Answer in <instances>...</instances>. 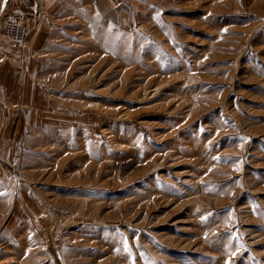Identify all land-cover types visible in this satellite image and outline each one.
Returning a JSON list of instances; mask_svg holds the SVG:
<instances>
[{
	"label": "rangeland",
	"instance_id": "1",
	"mask_svg": "<svg viewBox=\"0 0 264 264\" xmlns=\"http://www.w3.org/2000/svg\"><path fill=\"white\" fill-rule=\"evenodd\" d=\"M50 3L0 36V264H264V0Z\"/></svg>",
	"mask_w": 264,
	"mask_h": 264
},
{
	"label": "crops",
	"instance_id": "2",
	"mask_svg": "<svg viewBox=\"0 0 264 264\" xmlns=\"http://www.w3.org/2000/svg\"><path fill=\"white\" fill-rule=\"evenodd\" d=\"M50 7V0H0V23L3 19L20 18L31 30L38 26L39 15L48 11ZM0 89L3 90L1 86Z\"/></svg>",
	"mask_w": 264,
	"mask_h": 264
},
{
	"label": "built area",
	"instance_id": "3",
	"mask_svg": "<svg viewBox=\"0 0 264 264\" xmlns=\"http://www.w3.org/2000/svg\"><path fill=\"white\" fill-rule=\"evenodd\" d=\"M29 30L20 18L3 19L0 23V36L18 47L25 45Z\"/></svg>",
	"mask_w": 264,
	"mask_h": 264
}]
</instances>
